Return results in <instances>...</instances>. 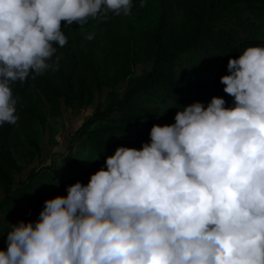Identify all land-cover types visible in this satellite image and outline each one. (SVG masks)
I'll return each instance as SVG.
<instances>
[{"label":"clouds","instance_id":"1","mask_svg":"<svg viewBox=\"0 0 264 264\" xmlns=\"http://www.w3.org/2000/svg\"><path fill=\"white\" fill-rule=\"evenodd\" d=\"M132 8L0 0V126L18 120L15 82L58 70L49 62L67 43L62 21L82 27ZM227 71L220 83L234 106L194 102L174 124L153 125L140 150L118 147L86 186L46 200L36 222L10 225L0 264H264V47L230 58Z\"/></svg>","mask_w":264,"mask_h":264},{"label":"trees","instance_id":"2","mask_svg":"<svg viewBox=\"0 0 264 264\" xmlns=\"http://www.w3.org/2000/svg\"><path fill=\"white\" fill-rule=\"evenodd\" d=\"M183 1L184 10L193 21L190 30L177 34L169 31L170 2L157 0V22L148 37L151 68L120 97L110 98L101 109L96 107L75 130L78 143L96 155L98 164L78 162L69 151L60 158L65 166L61 175H56L50 165L31 169L14 184L11 173L17 170V164L9 148L13 125L0 126V208L9 210L7 228L0 231V250L7 251L10 225L36 222L46 200L66 197L67 188L76 182L86 186L92 174L101 168L106 170V157L118 147L140 150L144 143H150L153 125L175 123L177 112L172 119H161L155 106L146 109L142 104L202 102L206 107L213 97H222L225 107L234 106V98L223 91L220 78L229 74L230 58L237 59L249 46L264 47V0ZM61 24L67 43L63 48L54 45L57 52L49 62L58 70L50 68L35 79L30 76L25 82L12 85L13 96L18 98L16 115L27 131L33 121L44 125L48 117L60 112L62 105L88 104L93 90L99 91L107 80L105 53L102 51L97 66H93L88 52L76 50L77 64L69 54L70 28L63 21ZM186 59L196 61L199 68L181 69Z\"/></svg>","mask_w":264,"mask_h":264},{"label":"rangeland","instance_id":"3","mask_svg":"<svg viewBox=\"0 0 264 264\" xmlns=\"http://www.w3.org/2000/svg\"><path fill=\"white\" fill-rule=\"evenodd\" d=\"M169 2L171 13L167 25L169 31L176 34L181 30L189 31L193 21L184 10V1L169 0ZM158 13L157 0H147L144 7L140 6V0H133L132 11L127 16L109 14L107 20L89 18L82 27L75 23L69 26L70 56L78 64L75 51L88 52L93 66H97L103 51L107 65V80L99 91L93 90L88 104L82 107H77L75 104L62 105L60 112L48 117L44 125L33 121L31 130L27 131L21 121L17 120L9 139V148L17 164V170L11 173L14 184L24 179L31 169L38 170L50 165L54 166L56 175H61L65 171V166L60 163V158L69 151L78 162L99 163L94 153L78 143L74 132L96 107L101 109L110 98L120 97L128 86L136 83L151 68L152 54L148 37L151 28L157 22ZM89 34H92L94 39H86ZM180 68L195 70L199 68V64L194 60L186 59ZM79 71L80 76H83V71L81 69ZM190 104L165 101L155 104L145 103L142 104V108L155 106L160 118L169 120L177 111ZM68 144L71 145L70 149ZM1 195L0 184V198ZM8 213V209L0 208V231L7 228L5 218Z\"/></svg>","mask_w":264,"mask_h":264}]
</instances>
